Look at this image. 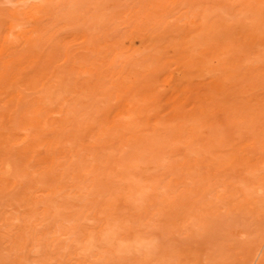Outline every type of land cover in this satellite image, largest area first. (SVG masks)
Wrapping results in <instances>:
<instances>
[{
    "label": "rangeland",
    "instance_id": "374dc122",
    "mask_svg": "<svg viewBox=\"0 0 264 264\" xmlns=\"http://www.w3.org/2000/svg\"><path fill=\"white\" fill-rule=\"evenodd\" d=\"M0 264H264V0H0Z\"/></svg>",
    "mask_w": 264,
    "mask_h": 264
},
{
    "label": "bare ground",
    "instance_id": "6f19581e",
    "mask_svg": "<svg viewBox=\"0 0 264 264\" xmlns=\"http://www.w3.org/2000/svg\"><path fill=\"white\" fill-rule=\"evenodd\" d=\"M131 188H132V187H129V192L132 191Z\"/></svg>",
    "mask_w": 264,
    "mask_h": 264
}]
</instances>
